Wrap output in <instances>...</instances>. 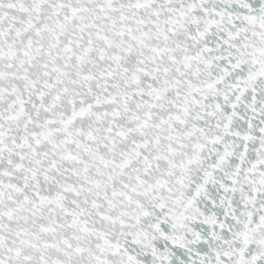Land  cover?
Listing matches in <instances>:
<instances>
[{"label":"snow or ice","instance_id":"snow-or-ice-1","mask_svg":"<svg viewBox=\"0 0 264 264\" xmlns=\"http://www.w3.org/2000/svg\"><path fill=\"white\" fill-rule=\"evenodd\" d=\"M0 264H264V0H0Z\"/></svg>","mask_w":264,"mask_h":264}]
</instances>
